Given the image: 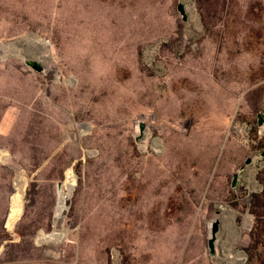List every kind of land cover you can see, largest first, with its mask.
Returning a JSON list of instances; mask_svg holds the SVG:
<instances>
[{
	"label": "rangeland",
	"instance_id": "1",
	"mask_svg": "<svg viewBox=\"0 0 264 264\" xmlns=\"http://www.w3.org/2000/svg\"><path fill=\"white\" fill-rule=\"evenodd\" d=\"M178 1L0 0V43L49 44L24 50L41 73L0 47V264H225V206L250 217L238 264H264V165L240 180L264 162V0H185L196 36Z\"/></svg>",
	"mask_w": 264,
	"mask_h": 264
},
{
	"label": "bare ground",
	"instance_id": "2",
	"mask_svg": "<svg viewBox=\"0 0 264 264\" xmlns=\"http://www.w3.org/2000/svg\"><path fill=\"white\" fill-rule=\"evenodd\" d=\"M186 3V2H185ZM185 10L188 14V25H189V32L191 36H196L197 34H199V32L202 29V25L200 22V17L199 15L194 12L191 7H189L187 4L185 5ZM41 40V37H39L37 34H30L29 36L26 37L24 45L27 48H30L32 50L37 51L36 53L39 54V56H46L48 53L47 48H42V47H37L34 46L35 42H39ZM5 47L7 49H13L14 51L18 52V49L16 48H12L11 46H9L8 44H5ZM20 54V53H19ZM21 57V55H18ZM37 60H39L41 63H43L40 59V57L36 58ZM46 63L47 60L45 61V68H46ZM55 72V71H54ZM147 135V132L143 134L142 140L140 143H142V141L145 139ZM154 139V138H152ZM156 140V139H154ZM134 164V163H133ZM136 164V163H135ZM264 162L263 161H258L255 157L251 158V162L250 164H248L245 169H244V176L242 177L243 182L246 185V189L248 191L249 194H252L253 192L257 191L258 189H260V185L258 184V182L255 179V175L258 172L259 168L263 167ZM137 166V164H136ZM136 166L134 167L136 169ZM129 168V167H128ZM132 169V168H131ZM128 170V169H127ZM134 170V169H133ZM128 173V172H127ZM128 183V180H127ZM155 184V183H154ZM122 185V184H121ZM142 185V184H141ZM159 185V184H157ZM123 186V185H122ZM136 186V185H135ZM134 186V187H135ZM125 187V186H124ZM132 187V185H131ZM146 187V186H145ZM129 189V188H128ZM136 189V188H135ZM156 189V188H155ZM162 189V188H161ZM124 190V189H123ZM135 191V190H134ZM124 192V191H123ZM128 192V191H127ZM126 192V193H127ZM133 191H131L132 193ZM141 192V191H140ZM146 192V191H145ZM150 192V191H149ZM148 192V193H149ZM159 192V191H158ZM142 193V192H141ZM140 193V194H141ZM106 198H107V208H109L112 211H117V209L121 212V215L123 217H126L127 219H131L128 214L129 212L127 211V209L133 210V214H137L139 211V209L137 208L138 204L141 202V199L139 198L138 200H136L135 203H131L132 206L128 207V208H124V207H120L118 200L116 198V192H115V187L113 185L108 186L107 188V193H106ZM122 194V193H121ZM129 194V193H127ZM145 194V193H144ZM151 195V192L149 193ZM120 196V195H119ZM131 196V195H130ZM147 196V195H146ZM134 197V196H133ZM120 198V197H119ZM144 198V197H143ZM155 198V197H154ZM124 199V198H123ZM127 199V198H126ZM151 199V196L148 198ZM153 200V199H152ZM120 201V200H119ZM145 203V202H144ZM151 203V202H150ZM127 206V205H126ZM139 207V206H138ZM18 208V207H17ZM141 208V207H140ZM108 209V210H109ZM17 210V209H16ZM144 210V209H143ZM142 211V209H141ZM144 212V211H143ZM142 212V214H143ZM237 213L231 209L228 206H225L224 210L220 211V214L218 215V222H216L218 224V229L216 231V233L213 236V254L209 255L210 259L214 262H216L215 260V247L218 244V237H217V233L218 230L220 232V235L222 237H224V239H226V244H225V250H224V255L227 258V261L225 264H238L240 261V257H241V253L239 251V249H237L235 243H236V238L237 236L234 235L233 233V228H236L237 230H241L242 227L247 226L249 221H250V217H248L247 215H244V223L242 227L238 226L235 222L236 217H237ZM145 217V216H144ZM146 218V217H145ZM128 219V221H129ZM142 220L143 219L142 217ZM137 221V219H136ZM141 221V220H140ZM126 222V221H125ZM124 222V224H125ZM147 222V220H146ZM130 223V221H129ZM214 223V222H213ZM132 224V223H131ZM140 224V223H138ZM142 224V221H141ZM149 224V223H148ZM126 225V224H125ZM130 226V224H128ZM124 226V225H123ZM137 226V225H135ZM134 226V227H135ZM142 226V225H141ZM146 226V224H145ZM126 227V226H125ZM144 227V226H143ZM148 227V226H147ZM124 228V227H123ZM131 228V227H130ZM138 228V227H137ZM220 228V229H219ZM128 229V228H127ZM138 230V229H137ZM143 231V230H142ZM150 231V230H148ZM151 233V231H150ZM141 235V234H140ZM143 235V234H142ZM141 235V236H142ZM127 236V235H126ZM62 241V240H61ZM157 245V244H156ZM46 255H48L47 253H45ZM245 255V254H244Z\"/></svg>",
	"mask_w": 264,
	"mask_h": 264
},
{
	"label": "water",
	"instance_id": "3",
	"mask_svg": "<svg viewBox=\"0 0 264 264\" xmlns=\"http://www.w3.org/2000/svg\"><path fill=\"white\" fill-rule=\"evenodd\" d=\"M185 5H186L185 0H179L178 3H177V5H176V10L179 13V15L181 17V20L183 22H187V20H188V14H187V12L185 10ZM30 34H36V33L29 32L26 35L20 36V37L14 39L12 41H4V42L0 43V47L2 45H4V44H8L12 48L18 49L21 57L18 56V55H14V54H12V55L9 54V56L20 59L24 63V65H26L27 67H29L31 70H33V71H35L37 73H41L44 70H46L45 65L43 63H41L39 60L33 59L32 56L28 55L27 52L24 51L27 48L24 45L25 39ZM196 38H198V37H196ZM34 46L42 47V48H45L46 47V48L49 49V44L45 40H43L42 38H41V40L39 42H37V43L35 42V45ZM55 71H57V70H55ZM263 122H264V120H263L261 114L258 113L257 114V126H259V127L262 126L263 125ZM138 129H139V132L141 134L142 131H143V129H144V123L143 122H140L138 124ZM154 139L158 140L157 138H154ZM136 141H137V139H136ZM60 147H58L48 157V159L38 168L37 171L41 170L45 166V164L56 154V152L59 150ZM85 155L88 156V152H86ZM261 155H262V153H261ZM250 162H251V158H247L245 160V165L241 168V170L243 172H244L245 167L248 164H250ZM237 178H238V174L237 173H235V174L232 175V180H231V183H230L231 188H234L235 187ZM240 180L243 181L241 178H240ZM59 184L60 183H58V186H59ZM249 197H250V195H249ZM217 229H218V224L216 222L212 223L211 226H210V238L207 241V248H208L209 255H212L213 254V236L216 233ZM239 251L241 253L245 254L244 251H242V250H239Z\"/></svg>",
	"mask_w": 264,
	"mask_h": 264
},
{
	"label": "trees",
	"instance_id": "4",
	"mask_svg": "<svg viewBox=\"0 0 264 264\" xmlns=\"http://www.w3.org/2000/svg\"><path fill=\"white\" fill-rule=\"evenodd\" d=\"M263 148H264V145H263ZM256 202H257V204H259V203H258L259 201L256 200ZM263 208H264V204H263ZM263 215H264V214H263ZM263 233H264V224L262 225V227H261L260 232L258 233V235H261V234H263Z\"/></svg>",
	"mask_w": 264,
	"mask_h": 264
}]
</instances>
